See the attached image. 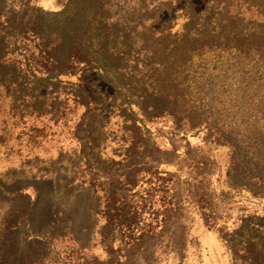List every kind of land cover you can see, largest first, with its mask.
<instances>
[{"label": "rangeland", "instance_id": "1", "mask_svg": "<svg viewBox=\"0 0 264 264\" xmlns=\"http://www.w3.org/2000/svg\"><path fill=\"white\" fill-rule=\"evenodd\" d=\"M0 31V264H264V0H0Z\"/></svg>", "mask_w": 264, "mask_h": 264}, {"label": "trees", "instance_id": "2", "mask_svg": "<svg viewBox=\"0 0 264 264\" xmlns=\"http://www.w3.org/2000/svg\"><path fill=\"white\" fill-rule=\"evenodd\" d=\"M107 5H108L107 2H104V1L99 2L97 4V6H95V8L97 9V13L99 11L100 15L104 14L105 10H107ZM86 6L87 5H84L83 7H81L80 11H86ZM97 18H98V23H100V24H102L103 21L108 19V17L104 18V16L103 17L99 16V14H98ZM115 20H117V19H115ZM9 29H10L9 30L10 32H12V33L17 35V32H16L15 29H13V27H12V29L9 27ZM130 30L133 31L132 29H130ZM0 33L3 34L6 37L12 39V35L9 34V32L0 31ZM113 33H115V32H113ZM105 37L106 36H104L102 38L105 39ZM22 49L25 50L24 52H25L26 55H25L24 61L21 60V64L27 66L31 70L33 75H36V76H41V75L51 76V75H54L55 72H60L61 70H67V69L74 70L75 69V67H73V65H72L75 62V61L73 62V59L71 60L72 61L71 64H68V67L60 66L59 61L57 59H55L54 56H50V55H53L52 50L46 52V54H48L47 63L49 64V66L48 67L46 66V68H36V66H35V58H34L33 53L27 48V46L26 47L24 46V48H22ZM77 60L78 61L79 60L83 61V58H81V59L77 58ZM24 72H25V74L27 76H29V74L26 73V68L24 69ZM30 76H31V74H30ZM2 81L3 80L0 79L1 83H2ZM157 180L158 179H155V180H152V181L151 180L146 181L145 187H142V190L140 191V195H138L137 204L135 205L137 209H141L142 210V209H144V206H147V204H150L149 206L153 207L152 206L153 205V200L152 199H153V196L156 195V193H155L156 190L155 189L158 186ZM138 193H139V190H136L135 194L137 195ZM149 196H151L152 198L147 203L146 199L149 198ZM153 212L154 211H152L151 213H153ZM148 218L147 217L144 218V221H142L141 219L137 221V220H134V216H132V218H128L129 219L128 223L126 221H125L126 224H124L125 222L122 223V227L123 228L126 227L127 231L129 232L128 236H129V239H130V241H129L130 246L135 247V246H138L139 244L142 243V241L139 238H143V236L149 231V229L147 230V228L150 227V221L148 220L149 222L148 223L146 222V220ZM153 218H150V220L153 221ZM1 236H3V235H1ZM230 249H231V251H233V253L235 255V251L233 250L232 246H230ZM233 259H235V257Z\"/></svg>", "mask_w": 264, "mask_h": 264}, {"label": "water", "instance_id": "3", "mask_svg": "<svg viewBox=\"0 0 264 264\" xmlns=\"http://www.w3.org/2000/svg\"><path fill=\"white\" fill-rule=\"evenodd\" d=\"M130 108V107H129ZM131 112L133 113L132 109L130 108ZM134 114V113H133Z\"/></svg>", "mask_w": 264, "mask_h": 264}]
</instances>
